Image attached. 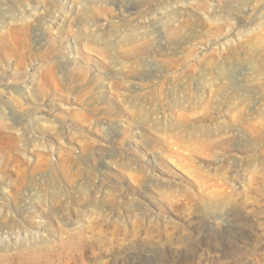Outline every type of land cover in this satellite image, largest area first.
Segmentation results:
<instances>
[{
  "label": "rangeland",
  "instance_id": "374dc122",
  "mask_svg": "<svg viewBox=\"0 0 264 264\" xmlns=\"http://www.w3.org/2000/svg\"><path fill=\"white\" fill-rule=\"evenodd\" d=\"M0 264H264V0H0Z\"/></svg>",
  "mask_w": 264,
  "mask_h": 264
},
{
  "label": "bare ground",
  "instance_id": "6f19581e",
  "mask_svg": "<svg viewBox=\"0 0 264 264\" xmlns=\"http://www.w3.org/2000/svg\"><path fill=\"white\" fill-rule=\"evenodd\" d=\"M43 253V252H42ZM61 257V256H60Z\"/></svg>",
  "mask_w": 264,
  "mask_h": 264
}]
</instances>
